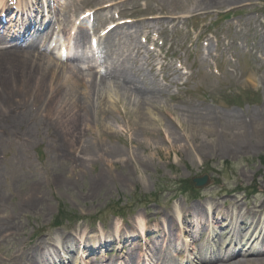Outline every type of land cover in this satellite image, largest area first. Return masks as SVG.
<instances>
[{"label":"rangeland","instance_id":"obj_1","mask_svg":"<svg viewBox=\"0 0 264 264\" xmlns=\"http://www.w3.org/2000/svg\"><path fill=\"white\" fill-rule=\"evenodd\" d=\"M105 2L116 5L99 12L111 11L104 18L108 22H113V16L130 22L124 31L133 35L136 49L132 53L117 49L120 55H110L102 48V56L109 57V70L127 63L131 74L157 93L154 104L144 111L149 130L143 135L135 132L130 122L132 97L118 94L112 82L104 85L99 78L90 125L76 130L73 139L78 145L114 147L123 160L116 158L112 166L105 155L92 166L81 165L77 160L83 156L74 150L69 156L66 153L68 160L55 158L53 146L62 140L55 123L34 131V144L27 152L15 143L3 145L0 215L14 217L20 228L18 236H0V264H17L21 259L14 257L19 255L17 250L31 252L35 242L55 230L56 221L64 231L104 226L109 232L134 219L155 225L169 209L189 214L188 208L199 203L222 211L210 223L212 230L223 222L220 217L234 218L238 211L233 210L257 212L264 223V143L257 141L251 149H235L231 154L210 151V146L194 149L195 133L188 131L183 114L210 111L249 118L264 107V0H82L78 5L95 9ZM77 9V14L82 11ZM229 13L232 16L226 19ZM142 36L146 40L140 43ZM45 61L58 69L60 78L53 81L62 91L59 85L64 86L68 77L64 62ZM83 72L86 84L91 74ZM71 86L63 92L80 103L89 101L86 97L92 94ZM58 90L56 100L63 101ZM67 103L70 116L83 115V103L76 109ZM170 108L173 115L168 113ZM79 123L86 125L83 118ZM103 129L109 132L104 134ZM87 157L94 159V155L83 158ZM201 176L208 178L206 187L185 186ZM30 183L39 187L36 193L43 199L35 210L21 213ZM182 187L188 192L178 196ZM183 259L194 264L192 257Z\"/></svg>","mask_w":264,"mask_h":264},{"label":"bare ground","instance_id":"obj_2","mask_svg":"<svg viewBox=\"0 0 264 264\" xmlns=\"http://www.w3.org/2000/svg\"><path fill=\"white\" fill-rule=\"evenodd\" d=\"M0 4L4 5V1H0ZM1 12L3 11L0 10V13ZM118 29L119 28H113L107 34L105 33L104 41H106V44L110 45V39L116 38L118 39V44L120 40H122L123 44L127 43L129 47H133L134 42H132V39L130 40L129 37H126L124 33V35H122ZM85 37L84 32L79 33L77 36L78 39H84ZM103 48L105 51H110V53L114 51L107 46ZM32 53L33 51L23 53L19 51L16 46L9 47L5 50L0 49V148L3 145L15 143L20 147L21 151L27 152L34 144V131L44 126L46 128L48 126L47 123H55V125L59 127L57 129L61 134L62 140L65 142L64 144V142L60 140L53 146V148L56 149L55 158L68 160L66 153L69 156L71 155L70 152L74 150L75 153L83 157L94 155V159H91V157H81L80 160H77L72 157V160H77L81 165L88 164L92 166L94 162H98L99 159L105 155L106 159H108V163L110 165L114 164L112 162L113 160L116 158L121 159L120 152L114 147L104 145V148H102L98 143H83L78 145V141L76 142V139H73V134L76 130L90 125L91 116L94 115L90 110L95 107L93 103V93L95 91V83L99 78L104 85H106L107 82H112L118 94L122 96L125 95L129 99L132 97L133 100L132 102L130 101V107L133 109L132 112H134V115L133 120H130V122L133 123L131 126H135V132L139 135L147 133L149 130V122L147 123L145 117L146 113H144V111H146L145 108L154 104L155 95L157 93L153 89L146 88L144 80L139 81L135 75L133 76L129 67H127V63L123 62V68L119 71L104 73L102 76L99 74L98 78L95 74L93 75L91 73V75L87 76L89 80L86 84L84 83L85 74L80 73V70L78 73L72 68L65 66V71L63 73L66 74L67 72L68 77L63 83L64 86L59 85L62 91L59 90L64 96L62 99L63 101H61V98L58 99V97L56 100L55 94L58 90V83L53 81L54 79L57 81L60 78L58 76V69L53 68L45 61L46 56L44 54L41 53V55H36ZM46 79L49 81L45 84L44 80ZM70 85H72L73 88L77 87L78 89V87H81L83 90L85 89L87 95L92 94L86 97L89 101L85 103L82 102L83 105H85L83 106L85 110L82 116L80 114H78V116L74 114L70 116L69 106L65 105L68 102L67 104L76 109L82 104L78 101V98L75 100L71 99V97L67 95L66 90L63 92V88ZM73 88H71V95L75 93ZM104 113L105 112H102V114ZM168 113L173 115L171 108L168 109ZM200 113L201 112L195 114L193 111H185V113H183L187 116V120L189 121H186L188 131L195 133L191 138L193 140L192 147L194 149L200 148L202 151L206 146H210V151L214 150L216 153L229 152L228 154H231L235 149L249 150L257 141V143H264V107L259 110L258 113H253L249 118H241L233 115L222 116L220 114L210 113V111L202 112V114ZM79 118H83L86 125L79 123ZM88 121L89 123H87ZM58 132L55 129L54 133L59 134ZM103 132L107 134L109 131L103 129ZM70 159L69 161H71ZM29 186L30 187L25 190L26 194L22 204L23 208H19L21 213L35 210L38 201L43 199L39 198L36 193L39 187L33 183H30ZM208 207L210 208V206ZM0 208H3L1 202ZM205 208L206 207L203 205L196 203L189 207L188 211L189 213H195L192 217L198 216L204 221L208 213ZM0 214H2L1 209ZM213 216L214 215L209 212V220L218 219V216ZM9 217L0 215V236L4 234L3 239L5 236L10 237L19 235L20 226H16L14 217ZM182 218L183 219L180 220L181 223L183 224L182 220H184L188 225L185 231V233H188L187 235H183V238L186 240L188 238L187 236H189L191 239L189 246H191V252L193 254H189L186 247L184 249L188 257L194 258L196 256L199 262L198 257L202 256L203 252L206 251V246L204 247L205 249L193 246V244L197 245L199 242L196 239H199L197 231H202L204 234H207V237L211 236L217 242L222 243L224 239L230 238L235 242L234 246L230 245L228 249L236 251L229 252L227 256L221 254L220 258L218 255L222 247L217 252V255L211 251L208 255L210 258L209 264H264V225H261V216H259L257 212L242 211V213L239 212L236 215L239 225L237 224L234 229L237 231L238 227H242L238 229L239 232H243L242 235L236 234L233 231L232 222L226 221L222 224V233L218 236L205 229L196 230L198 226H200V228L203 226L201 223L198 224L196 219L192 224V222L188 220L190 214H183ZM180 221H178V213L174 212L171 208L155 225H149V220L140 223L139 220L134 219L131 223L123 224L119 228H112L109 232L106 229H101L103 232L100 233V236L95 238H93L95 235L89 236L84 233L75 235L69 233V235L59 238L56 241L51 239L44 242L43 238H41L38 242L34 243L33 248L30 250L31 252H29V249L17 250L16 253H19V255H15L14 257L21 258L18 260L19 264H40V262L44 260L47 264L49 262L47 258L52 259V263L49 264H64L65 260L69 262L73 260L74 256L79 257L81 261L75 262V264H140V260L138 262L136 261L135 254L137 250H140L139 242L142 239L148 243L146 246V251L148 252L144 256V259L148 261L149 264H173L169 256L177 253L179 249L178 245L182 243L180 236L177 234ZM249 226L251 227V231H243V228ZM256 228L257 233L254 234L253 232ZM182 230L183 228L181 231ZM245 233L251 234L248 236L243 235ZM59 235H61V233H59ZM54 237L57 238V234H54ZM244 240L249 247L256 248L259 246L260 250L252 251L255 253L248 252L249 255H245L244 251H242V248L246 245L242 243ZM90 243L92 246L89 249L88 245H90ZM110 244L117 246V250L114 254L111 253V251H106L104 253L98 251L99 249L102 250L106 247H110ZM57 245H60V249L56 247ZM176 246L177 248L175 250L174 247ZM88 250L91 251L89 255L92 256L85 258V254H88ZM179 250H182V247ZM62 255H65L67 259L63 260L61 258ZM111 255H113L112 258L110 257ZM153 258H156V263H154ZM207 262L208 261H205L204 264H207ZM200 264H203V262Z\"/></svg>","mask_w":264,"mask_h":264},{"label":"water","instance_id":"obj_3","mask_svg":"<svg viewBox=\"0 0 264 264\" xmlns=\"http://www.w3.org/2000/svg\"><path fill=\"white\" fill-rule=\"evenodd\" d=\"M200 182L197 183V180H194V182L196 183V186H203L204 185V180H199Z\"/></svg>","mask_w":264,"mask_h":264}]
</instances>
